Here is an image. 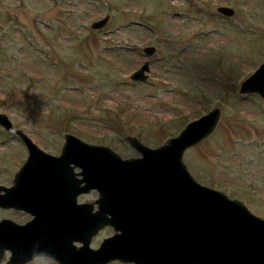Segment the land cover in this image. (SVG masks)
Listing matches in <instances>:
<instances>
[{"label":"rangeland","instance_id":"obj_1","mask_svg":"<svg viewBox=\"0 0 264 264\" xmlns=\"http://www.w3.org/2000/svg\"><path fill=\"white\" fill-rule=\"evenodd\" d=\"M146 47L155 48L149 58ZM145 62L147 81H131ZM263 62L264 0H0V113L15 129L47 154H59L69 133L131 159L140 154L125 136L156 148L219 108L215 131L184 153V164L201 185L261 217L264 101L238 92ZM26 158L13 137L0 136V185L9 186ZM97 198L91 191L78 202ZM3 217L31 219L0 210ZM111 235L101 229L90 248Z\"/></svg>","mask_w":264,"mask_h":264},{"label":"water","instance_id":"obj_2","mask_svg":"<svg viewBox=\"0 0 264 264\" xmlns=\"http://www.w3.org/2000/svg\"><path fill=\"white\" fill-rule=\"evenodd\" d=\"M217 12L234 15L228 7ZM107 21L94 22L91 29L99 30ZM154 52V47L143 49L147 57ZM149 71L145 62L130 80L146 82ZM238 93L256 94L264 101V62L240 84ZM220 119L221 110L214 108L156 148L125 136L124 142L141 157L122 159L107 146L71 134H64L60 155L52 156L0 113V127L14 130L28 151L11 187L0 185V208L32 216L22 226L0 221V261L10 250L7 264H18L17 259L27 263L31 260L24 256L33 250L59 264H248L245 252L251 246L257 251L254 256L261 257L264 220L241 201L199 184L183 161L189 148L213 134ZM91 191L97 192V200L77 202ZM68 192L71 198L61 197ZM106 226L114 235L91 249L92 238ZM23 234L31 237L18 244ZM253 259L249 264H261Z\"/></svg>","mask_w":264,"mask_h":264},{"label":"flooded vegetation","instance_id":"obj_3","mask_svg":"<svg viewBox=\"0 0 264 264\" xmlns=\"http://www.w3.org/2000/svg\"><path fill=\"white\" fill-rule=\"evenodd\" d=\"M66 134V133H65ZM0 136H2V137H13L16 141H17V143L22 147V148H24L26 151H27V148H26V146H25V144L21 141V139H19L17 136H16V134H15V131L14 130H4V129H2L1 127H0ZM29 136V135H28ZM63 136H64V134H63ZM32 140V139H31ZM33 141V140H32ZM34 142V141H33ZM35 143V142H34ZM36 144V143H35ZM62 144H63V142H62ZM62 144H60V150H61V146H62ZM37 145V144H36ZM38 146V145H37ZM39 147V146H38ZM41 149V148H40ZM42 150V149H41ZM43 151V150H42ZM45 152V151H44ZM27 155H28V151H27ZM51 155V154H50ZM60 155V151H59V154H56V155H52V156H59ZM13 178V177H12ZM12 179H11V181H10V184H9V186L8 187H5V186H3V187H5V188H10L11 187V185H12ZM2 186V185H1ZM69 188V187H68ZM70 190V189H69ZM69 193V192H68ZM98 195V194H97ZM61 197H63V198H71V193H69V194H62L61 195ZM80 197V196H79ZM78 197V198H79ZM53 203H51V205H52ZM0 210H3V211H6V212H15V213H22V214H24V215H26V216H28V217H30L31 219L30 220H26L23 224H17V225H26L29 221H31L32 220V216H30V214H28V213H26V212H24V211H21V210H15V209H13V208H8V209H1L0 208ZM248 210H249V208H248ZM250 211V210H249ZM251 212V211H250ZM254 216H256V217H258V218H260V219H262V220H264V217H261L259 214H254L253 212H251ZM1 220H10V221H12V222H14L10 217H3V218H0V221ZM15 223V222H14ZM110 228V227H109ZM30 234V233H29ZM29 234H23V236H21L22 238H20L19 239V237H18V240L16 241V242H18V244H21V243H24V242H26V236L27 237H31V236H29ZM38 236V232L36 233V237ZM104 239H106V238H104ZM14 242V241H13ZM39 245V244H38ZM249 247V246H248ZM257 251H255V250H252V246H251V250H249V249H247V251L245 252V257H246V261L248 262V264L250 263V261L253 259V256H254V254L256 253ZM262 253H261V257H255L254 259H253V261H252V263H261V264H264V249H263V251H261ZM5 255H7L8 256V260L6 261V262H4L3 263V260H4V257H5ZM26 256H24V258L25 259H28V260H31V261H29V262H27V263H24V264H31V263H33L34 261H36V260H39V259H49V260H52L51 258H49V257H44V256H37V252H35V251H30V252H27L26 254H25ZM11 256H12V253H11V251L10 250H5L4 251V253H3V257H2V260L0 261V264H7L9 261H10V258H11ZM19 258V257H18ZM17 261V263L18 264H20V262H21V260L20 259H17L16 260ZM53 261V260H52ZM26 262V261H25ZM55 264H59V263H57V262H55V261H53ZM119 263V262H118ZM22 264V263H21Z\"/></svg>","mask_w":264,"mask_h":264}]
</instances>
